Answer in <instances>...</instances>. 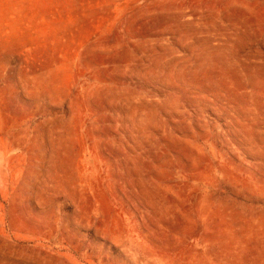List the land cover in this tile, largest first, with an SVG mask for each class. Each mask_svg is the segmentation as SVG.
<instances>
[{"label": "rangeland", "instance_id": "rangeland-1", "mask_svg": "<svg viewBox=\"0 0 264 264\" xmlns=\"http://www.w3.org/2000/svg\"><path fill=\"white\" fill-rule=\"evenodd\" d=\"M0 264H264V0H0Z\"/></svg>", "mask_w": 264, "mask_h": 264}]
</instances>
